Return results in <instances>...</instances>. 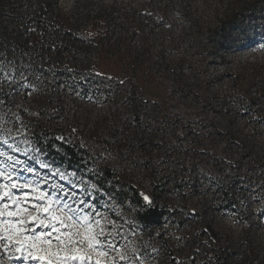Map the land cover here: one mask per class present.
<instances>
[{
    "label": "rangeland",
    "instance_id": "obj_1",
    "mask_svg": "<svg viewBox=\"0 0 264 264\" xmlns=\"http://www.w3.org/2000/svg\"><path fill=\"white\" fill-rule=\"evenodd\" d=\"M240 3L241 0L0 3V60L5 64L12 62L29 78L31 85L13 91L15 85L0 78V90H6L14 98L20 119L23 121L24 115H28L41 124H58L47 123L45 117H40L39 107L47 99L62 98L58 122H62L65 133L74 135L80 146H84L90 162L98 158L91 166L110 167L116 180L133 184L140 196L155 197L171 213L164 236L169 257L160 251L156 238L150 239L139 230L131 237L137 247L152 251L148 264H168L170 259L174 264L175 261L190 264L193 256L194 264H203V258L215 246L205 237L211 232L207 228L217 235V248L226 247L232 255L226 264L242 263L249 250L264 264V212L259 211L264 209V183L252 179L253 187L243 199L246 203L249 198L248 211L244 215L240 209L238 216H232L218 205L216 186L206 181L215 170L220 171L221 177L232 172L223 162H213L208 157V152L214 150L221 158L227 157L226 138L230 134L246 138L245 145L252 149L257 160L253 167L264 168V129L254 130V125L245 121V115L237 107L240 96L253 97L255 85L264 86V5L259 6L257 15L242 13L230 24L219 26L226 13ZM42 5L46 14L39 19L42 26L51 28L53 23L54 30L59 29L57 35L74 44L64 52L69 59L67 68L83 69L77 76L71 74V78L78 77L82 84L59 86L57 93L52 87L56 80L50 82L36 72V62H41L44 55L33 59V50L27 45L25 15L29 9ZM95 21L101 22L100 26H95ZM98 27H104L105 32L96 39L92 33ZM221 32L228 36L227 47L215 51L207 36L213 33L216 37ZM36 47L43 53L50 51L45 40ZM100 53L131 55L147 64L149 77L142 87L132 79L125 81L115 59L108 56L106 64H101L97 58ZM120 80L125 83L120 84ZM129 90L134 94L130 99ZM114 102L120 111L115 114L117 120L111 115ZM259 102L264 105V94ZM7 110L8 107L0 105V116ZM130 134L142 138L144 144L137 147ZM198 139L207 145L193 151ZM0 150H6L5 146L0 145ZM231 154L237 161L239 150L232 147ZM16 155L49 176L52 182L63 183L71 190L67 180L51 176L47 169H41L36 161L21 153ZM39 159L49 163L52 169H60L66 177L73 180L80 177L86 184H93L83 173L69 170L42 154ZM241 164L243 167L237 173L251 175L247 172V162ZM151 172L158 181L153 196ZM111 196L105 192L98 203L104 204ZM235 198L241 203L238 196ZM112 203L120 205L117 211L133 222L124 205L116 199ZM235 219H243L245 223L236 226Z\"/></svg>",
    "mask_w": 264,
    "mask_h": 264
},
{
    "label": "snow or ice",
    "instance_id": "obj_2",
    "mask_svg": "<svg viewBox=\"0 0 264 264\" xmlns=\"http://www.w3.org/2000/svg\"><path fill=\"white\" fill-rule=\"evenodd\" d=\"M0 78L14 84L13 91L31 86L29 78L21 74L12 62L5 64L0 60ZM119 83L124 84L125 81L120 80ZM0 105L9 107L3 100H0ZM257 122L264 124V120ZM54 140L59 142L52 144L57 149L69 143L64 136ZM0 145L6 149L0 150V262L148 264L152 251L131 242L137 230L143 229L117 211L120 205L112 203L116 197L111 196L104 204H99V199L105 194L101 185L86 184L80 177L73 180L60 169H52L49 163L39 159L43 150L27 138V126L18 114L11 113L10 107L0 116ZM17 153L36 161L51 176L67 180L71 190L63 183L52 182L49 176L41 174L27 160L18 158ZM97 159L93 158L91 163L94 165ZM141 198L143 203L140 200L136 202L141 209L146 211L154 205L149 195L141 194ZM259 211L264 212V209ZM231 215L238 216L239 213ZM233 223L240 226L245 221L235 219ZM175 264L182 262L175 261Z\"/></svg>",
    "mask_w": 264,
    "mask_h": 264
},
{
    "label": "trees",
    "instance_id": "obj_3",
    "mask_svg": "<svg viewBox=\"0 0 264 264\" xmlns=\"http://www.w3.org/2000/svg\"><path fill=\"white\" fill-rule=\"evenodd\" d=\"M1 2H6V4H8L9 0H0V3ZM260 5H264V0H241V3L236 9L232 8V10H229L226 13L220 21V28L238 19L240 15H243L242 13L250 12L251 14L257 15L256 12L259 10ZM45 15L44 6L36 7L34 10L29 9L27 11L25 15V18L27 19L28 33L27 45H29V47L33 50V59L34 57L39 56V54L44 55L43 59L41 58V62H36V72L40 74L43 79L48 81L55 79L56 82H53L52 87L55 88L54 91L57 93L59 86L73 84V87H76L77 85L79 86L82 84L80 80H77L78 77L71 78V74L77 76L81 71H83V69L76 70L75 67L73 70H70L71 68H67L69 65V59L66 58L64 52L71 49V47H74V44L72 42H66L65 39L60 38L59 35H57L59 29L57 28L54 30L55 26L53 23L51 24V28L43 27L42 22L39 19L43 18ZM15 16L17 17L19 15L16 13ZM100 23L101 22L95 21V26H100ZM103 28L104 27H98L94 29L92 33L94 38L98 39L103 35L105 32ZM207 37L209 43L211 44V48L215 49V51H223L226 49V45L228 43V36L226 32H221V34L216 37H213V33H210ZM43 40H45L46 45L50 50L45 51L48 53H43L44 51L37 50L38 48L36 46ZM108 56L115 59L114 62L118 65L117 70L121 73L120 76L123 77L125 81H130L132 79L134 84L138 87L143 86V83H145L146 79L149 77L146 63H141L133 56H129L127 54L115 56L113 54L110 55L100 53L97 58L101 64L105 65L108 61ZM81 87L83 89V86ZM130 91L131 90H129L128 94L129 99L134 97V94ZM263 94L264 86L255 85V94L253 97L245 94L244 96H240L238 99V110L245 115V121L247 123L254 125V130L258 128L264 129V124L257 122L258 120H264V105L259 102ZM61 99L62 98H58L57 101L47 99L46 102L39 107L40 110L38 114L40 117H45V121L47 123L56 121L58 124H51L50 126L46 123L41 124L34 117H29L28 115L26 116L23 114V123L27 126L28 130L27 138H30L33 141V145L35 147H39L43 150L41 154L48 160L60 163L69 170L83 173L93 183L101 185L104 188V192L115 196L116 200L127 208L128 212L132 216L133 222L137 223L139 227L143 229L142 232L145 236L150 239L156 238V243L160 251L165 252L169 257V247L166 245L167 241L164 240L167 227L166 222L171 215L169 210H167L165 206L159 204L155 197H152L154 205L151 208L146 211L141 209L136 202L137 200H140V202L143 203V201L137 191V188L133 184H126L116 180L115 174L111 173L109 170L110 167L97 166L95 168L94 166H91L90 155L84 147L80 146L78 139L74 138V135H68V133L64 132L65 128L62 122H58L59 120L57 118V114L58 107H60L62 103ZM0 100L5 101V103L10 107L11 113L18 114L20 117L18 111L15 110L14 98L10 96L6 90H0ZM115 105L116 102H114V106L111 108V115L116 119L115 114L120 113V111ZM9 107L7 112L9 111ZM135 114L138 115L137 112ZM136 115L133 114V117H137ZM254 117L256 118L255 120ZM17 127H19V125H17ZM58 136H64L68 139L69 143L64 145L62 148H54L52 144L59 143L54 140V138ZM129 138L132 142H134V144H136L137 147L144 144V140L135 135L131 136L130 134ZM226 139L227 146H229V153L226 155L227 157L224 159L221 158V155L217 150L211 151L210 153L208 152V157H210L213 162H223L229 169H232V172L221 177L220 171L218 172L215 170L212 176L206 179V181L211 183L213 186H216L218 191L217 194L219 196L218 205L221 206L222 209L230 213H237L240 209H242L241 212H239L245 215L246 211H248L249 198L246 203H239L236 201L235 197L238 196V199H241V202L243 199H246V195H248L250 189L253 187V178L260 179L261 184L264 183V168L255 169V167H253L257 160L255 158V154L251 151L252 149L245 145V142L248 143L246 138H242L239 134H230ZM198 141L199 143L194 144L195 150L193 149V151L204 149L207 145L200 142L201 140L199 139ZM232 147L239 150L237 161L233 159L234 157L231 154ZM242 161L247 162V172L251 175L240 176L239 173L243 167L241 164ZM84 162H87V164ZM262 164L264 165V161H262ZM147 169L152 170L151 168ZM152 173L153 172L150 173V176L154 184H151L153 185L151 187V195L155 193L157 189L156 183H158L155 173ZM159 186H162V184H159ZM207 229L211 232L205 234V237L208 236V240H210L215 246L213 249L209 250L208 255L203 258V264H226L225 261L231 260L232 255L226 247L217 248L218 246L215 244L217 235L213 233L212 229ZM157 233L159 235H157ZM247 255L248 256L243 258L242 263L240 261L239 264H261L260 258L254 256V252L249 250ZM189 263H195L194 256L191 258ZM168 264H174V261L170 259Z\"/></svg>",
    "mask_w": 264,
    "mask_h": 264
}]
</instances>
